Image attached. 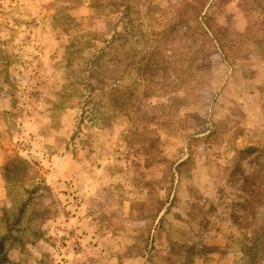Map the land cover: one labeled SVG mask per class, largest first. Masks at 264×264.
<instances>
[{
	"label": "rangeland",
	"instance_id": "1",
	"mask_svg": "<svg viewBox=\"0 0 264 264\" xmlns=\"http://www.w3.org/2000/svg\"><path fill=\"white\" fill-rule=\"evenodd\" d=\"M262 167L264 0H0V264H264Z\"/></svg>",
	"mask_w": 264,
	"mask_h": 264
},
{
	"label": "trees",
	"instance_id": "2",
	"mask_svg": "<svg viewBox=\"0 0 264 264\" xmlns=\"http://www.w3.org/2000/svg\"><path fill=\"white\" fill-rule=\"evenodd\" d=\"M260 173L261 175H259V177L246 178L241 183V188L247 191L250 197V200H249L250 201L249 202V206H250L249 212L250 213H253V210H254L253 205L259 199L261 188L264 186V167L261 168ZM0 248H1V245H0Z\"/></svg>",
	"mask_w": 264,
	"mask_h": 264
}]
</instances>
